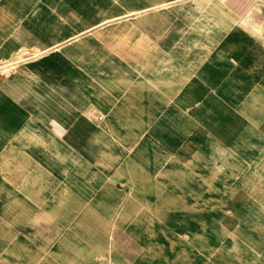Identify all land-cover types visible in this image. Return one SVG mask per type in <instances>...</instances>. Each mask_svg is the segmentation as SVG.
I'll list each match as a JSON object with an SVG mask.
<instances>
[{"label": "crops", "instance_id": "0c3cea01", "mask_svg": "<svg viewBox=\"0 0 264 264\" xmlns=\"http://www.w3.org/2000/svg\"><path fill=\"white\" fill-rule=\"evenodd\" d=\"M0 264H264V0H0Z\"/></svg>", "mask_w": 264, "mask_h": 264}]
</instances>
